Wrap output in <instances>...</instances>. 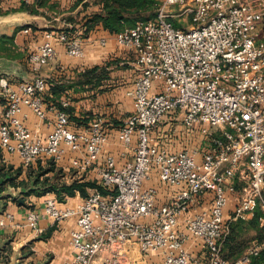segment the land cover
<instances>
[{
	"label": "built area",
	"instance_id": "2783aa9c",
	"mask_svg": "<svg viewBox=\"0 0 264 264\" xmlns=\"http://www.w3.org/2000/svg\"><path fill=\"white\" fill-rule=\"evenodd\" d=\"M181 15L189 17V27L172 22ZM263 18L264 0H156L154 17L113 34L118 46L135 53L140 71L128 92L133 112L117 136L122 148L133 150V160L118 167L107 155L99 187L84 200L60 206L48 192L43 212L27 209L24 216L25 225L36 231L44 216L56 223L75 218L73 257L62 264H92L104 252L109 257L102 264H120L118 259L134 250L160 255L162 264H249L264 250V239H254L237 258L222 254L229 220L246 221L259 210L264 221V44L257 42ZM54 39L69 57H83L85 38L49 31L29 55L36 72L30 81L11 88L0 79L5 100L0 103V147L19 156L25 167L41 158L58 163L68 149L79 154L72 165L84 172L108 140L102 117L74 131L64 110L68 101L62 100L61 107H50L55 121L44 138L24 123L25 108L40 120L47 118V82L37 73L39 65L54 59ZM107 39L97 42L105 45ZM170 112L181 115L184 128L199 129L198 149L171 151L152 142L154 128ZM154 171L173 189L165 204H158L154 186L145 185ZM207 193L212 195L209 209L191 214ZM230 194L235 204L228 216ZM15 225L14 214L0 208V228ZM188 236L207 248L205 259H193L184 248Z\"/></svg>",
	"mask_w": 264,
	"mask_h": 264
},
{
	"label": "crops",
	"instance_id": "0c3cea01",
	"mask_svg": "<svg viewBox=\"0 0 264 264\" xmlns=\"http://www.w3.org/2000/svg\"><path fill=\"white\" fill-rule=\"evenodd\" d=\"M92 1L48 0L46 4L40 5L36 0H0V36L5 35L13 38L8 52L0 50V79H4L9 87L15 88L18 83L30 81L36 75L28 59L29 55L43 42L47 29L55 28L53 24H50L51 19L46 20L43 15H49L52 19L66 15L76 17L77 13H81L82 6L91 5ZM24 4L29 9L21 10L20 8ZM86 9H88V12L85 10L87 14H90L92 11H98L99 5L95 4L92 7H86ZM67 19L64 21L66 22ZM38 20L43 21V27L33 25ZM27 27L30 28L29 32H23V29ZM57 28L58 26L55 29ZM53 31L57 33L58 30ZM101 36L108 37L105 45L97 42V38ZM85 40L84 55L80 58L69 57L62 44L57 39L53 40L56 55L54 59L40 65L39 73H37L42 75L47 82V90L43 97L47 118L40 120L29 109H24L27 114L24 123L32 132L43 138L52 129L55 121L54 111L50 107H61L62 100L68 101L69 112L67 113L70 117L72 130L84 129L98 116L102 117L104 121L108 140L92 167L84 172L75 168L72 165V159L78 157L79 154L66 149L63 159L55 163L56 171L59 170L57 177L53 178L55 172L52 171L46 174L52 181L59 183H94L91 187L86 186L83 194L76 188L73 195H65L61 201L54 192H51L57 198L60 206L77 204L99 187V168L104 164L107 155L114 156L118 167L131 162L134 155L133 150L121 147L117 136L123 121L133 112V103L128 92L132 89L140 72L135 65V53L118 46L113 34L103 30L102 26H98L95 33H90V36ZM109 61L118 62L109 67L110 73L107 81L105 80L95 89H89L85 85L80 89V86L76 84L78 81L77 71H83L85 68L95 65H105ZM52 82L67 86L59 98L51 94L50 87L52 86L50 85ZM4 102V97L0 94V103L3 105ZM67 107L64 108L65 111ZM173 120V118L164 119L163 117L151 134L152 142L171 151L198 149L202 141L199 129L184 128L182 120L180 126H176ZM47 161V159L41 158L25 167L19 156L5 152L0 147V193L10 191L13 194L1 198L0 205L2 210L12 212L15 222L19 224L0 228V264H10L12 260H15V264H62L73 257L70 232L76 228L74 217L56 223L52 218L44 216L38 223V231L24 223L26 210L35 209L42 213L44 201L47 198L45 193L39 195L27 193L33 187V180L30 175H27V169L33 170L32 177H34L39 165L43 169L48 167ZM19 169L22 171L17 174ZM11 178H14L16 183L28 179L29 187H12L8 184V179ZM145 185H151L157 189L158 204H165L172 197L173 189L160 182L155 171ZM211 200V194L201 195L191 207L190 213L209 209ZM234 202L235 195L230 194L227 212H231ZM178 228L181 231L185 229L183 222L179 224ZM184 245L193 259L203 260L206 258L207 248L201 241L188 236ZM135 252V250L130 251L125 259L119 258L120 264H162L160 255ZM222 254L226 258H231L226 256L224 249ZM108 257L107 252L99 253L93 259L92 264H102Z\"/></svg>",
	"mask_w": 264,
	"mask_h": 264
},
{
	"label": "trees",
	"instance_id": "16d2710c",
	"mask_svg": "<svg viewBox=\"0 0 264 264\" xmlns=\"http://www.w3.org/2000/svg\"><path fill=\"white\" fill-rule=\"evenodd\" d=\"M47 1L48 0H36V2L40 5L46 4ZM95 4L99 5L98 11H92L90 14L85 15L79 21V25H76L75 27V24H73V29H65L62 31L66 32L69 36H73L78 33L80 36L86 39L88 36H90V33H95L98 26H102L103 30H107L111 34H115L126 27L133 26L137 20H146L154 17L156 12V0H93L91 3V7ZM84 6L90 7L89 4ZM20 9L27 10L29 8L26 4H24ZM67 22H72V17H68ZM12 42V37L1 35L0 50L8 52L10 50L9 45H11ZM117 62L118 61H109L105 65H95L93 67L85 68L83 71H77L76 76L78 81L76 82V84L80 86V89H82L84 85L88 86L89 89L97 88L98 86L102 85L105 80L107 81L110 73L109 67L113 64H116ZM50 86H52L50 87L51 94L57 98H59L60 95L67 89V86L65 84L55 82H52ZM53 100L55 101V98ZM66 112H69L68 107L66 109ZM47 165L48 167L46 169H43L41 165H39L37 172L34 174V177H32L33 170H31V168L27 169V175H30L31 180H33V187L30 188L27 193L39 195L44 193L46 194L48 192H54L58 199L61 201L64 199L65 195H73L76 188H78L81 194H83L85 192L86 186L91 187L94 185V183L90 182L88 184H80L76 182L66 184L52 181L50 176H47L46 174L50 171L55 172L53 175V178L55 179L59 173V170L57 169L56 171L55 163L52 160H48ZM21 171L22 169H19L17 174H20ZM28 179L20 180L16 183L14 181V178H11L8 179V184L15 188H28ZM261 216L262 213L258 210L255 212L253 217L248 220H250V222L253 224H258ZM258 237V240L264 239V223L260 225L258 229ZM226 241L227 236L225 238L224 245L227 243ZM224 245L223 249L224 251H226L227 247H224ZM230 248L231 249L229 251H226V256L231 257L228 259H234L236 257H239L246 247L241 252L235 248ZM249 264H264V250H262L259 255L252 257Z\"/></svg>",
	"mask_w": 264,
	"mask_h": 264
},
{
	"label": "rangeland",
	"instance_id": "374dc122",
	"mask_svg": "<svg viewBox=\"0 0 264 264\" xmlns=\"http://www.w3.org/2000/svg\"><path fill=\"white\" fill-rule=\"evenodd\" d=\"M82 7H84V8L82 10H80L81 13H77L76 17H72V22H70V23H68L67 20H66V22L64 21V19H67L68 17H70L68 15L63 16V17H59L58 19H56V18L52 19V17H50L49 15H43V17L46 20L51 19L50 24H53L55 28L58 26L57 29L48 28L46 32H49V31L54 32L53 30H55V31L58 30L56 32H61L62 30H65V29L71 30V29H73L72 28L74 26L73 24H75V26L79 25L78 24L79 21L85 15H88L87 14L88 9H86V6H82ZM90 7H91V5H90ZM85 10H87V12ZM174 12L178 13V12H180V10L176 9ZM171 19L175 25H178L182 28H187L191 24L189 17H187L185 15H181L179 17H174ZM42 22H43L42 20H40V21L38 20V22L33 23V25L43 27ZM257 32H258V41H257L258 44H264V18H263V20H261L259 22ZM39 67H40V65H39ZM168 117L174 119L173 122L175 123L176 126H180L181 115L179 113H177V112L167 113L164 116V119H167ZM211 132L216 133L217 129L212 128ZM228 216H231V212L230 213L228 212ZM263 223H264V221H262L260 219H259L258 224H253L250 222V220H246V221L232 220V219L229 220L228 221L229 232H228L227 241H226L227 243L224 245V247H227L226 251H229L231 249L230 247H232L233 249L235 248L241 252L245 247H247L249 245V243L253 239L259 238L258 237V229H259L260 225H262ZM228 237H230V238H228Z\"/></svg>",
	"mask_w": 264,
	"mask_h": 264
},
{
	"label": "water",
	"instance_id": "95a60500",
	"mask_svg": "<svg viewBox=\"0 0 264 264\" xmlns=\"http://www.w3.org/2000/svg\"><path fill=\"white\" fill-rule=\"evenodd\" d=\"M13 194L10 192V191H3L2 193H0V199L1 198H3V197H5V196H12ZM2 206L0 205V208H1ZM10 264H15V260H12L11 262H10Z\"/></svg>",
	"mask_w": 264,
	"mask_h": 264
}]
</instances>
